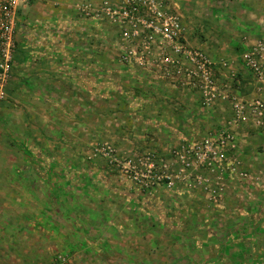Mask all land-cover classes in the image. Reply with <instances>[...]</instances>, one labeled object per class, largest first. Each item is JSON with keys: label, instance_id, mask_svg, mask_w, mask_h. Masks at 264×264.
<instances>
[{"label": "crops", "instance_id": "1", "mask_svg": "<svg viewBox=\"0 0 264 264\" xmlns=\"http://www.w3.org/2000/svg\"><path fill=\"white\" fill-rule=\"evenodd\" d=\"M53 6L54 3L50 0H33L28 5L19 8L14 35L16 54L12 79L6 89V95H8L6 99L7 97L10 100L14 99V101L18 99L20 96L18 91L22 89L23 84H26L27 89H30L28 92L32 101L35 97V89L61 88L63 90L62 97H58L56 101L58 105L57 119L47 115V113L42 118L43 121H57L55 127L47 125L42 128L44 133L47 132L46 137L52 135L57 138V141H53V144L48 145L45 149V151H49L48 155L55 157L54 163L65 164L62 143L70 134L67 133L66 123H64L67 110H70L66 105L72 106V116H79V119L74 121V126L78 121H82V116L85 115L86 111L85 107L87 108L89 123L86 127L90 131L91 137L96 139L95 141L100 136H105V141L113 144L121 153L144 154L150 152L164 158L168 157L166 154L168 150L177 148L182 142L199 141L201 137H204L210 131L209 119L216 120L218 123L230 119L231 111L228 103L217 105L214 114L207 113L196 92L175 90L169 84L154 81L152 77L134 68L118 65L114 73L117 72L122 76V79L120 78L122 81L117 83L122 85L123 90L121 95L106 99V112L103 115L105 116V123L104 128H101L104 131L101 130L102 132L98 134V123L102 115L99 116L97 98L93 97L91 92L89 95L85 93L84 99L81 94L74 98H67L64 91V88L79 91H84L85 88L96 90L97 81L92 79L94 72L96 73V66H90V72H88L90 78L87 76L83 78L79 69L76 70V73H72L75 70H67L63 64L55 66L51 55L56 52L54 42L56 41L60 45V39L65 37L63 29L66 28V18L70 17L74 20L72 24L74 23L75 28L80 26L76 35H79L80 30L93 35V29L88 28L87 25L81 29L84 20L77 17L75 10L67 15L69 10H66L65 6L57 8L53 17ZM257 22H264V18ZM184 25L187 31V40L195 44L197 38L193 37L194 31L187 24L184 23ZM94 36L96 35L94 34ZM192 43L191 45H193ZM199 47L206 49L201 44ZM57 51L60 50L57 49ZM208 54L212 56L221 55L219 52H213V54L208 52ZM227 58L239 60L240 55L232 54ZM233 70L236 73L235 80H229L225 77V73H218L216 70L219 84L221 86L230 84L232 92L238 97H244V99L258 97L264 101V85L261 86V91L257 92L251 74L239 61L235 62ZM73 74L75 76H72ZM47 94L48 96L44 98L45 102L54 103L53 93L47 91ZM6 99L5 101H7ZM4 102L0 104V121H2V117L10 116L7 113L9 111L8 103L5 104ZM26 103V106L32 107L30 106L31 101ZM47 105L51 106V104ZM48 113H50V108H48ZM72 131L76 136V128H73ZM29 136L31 139L32 137L35 139L32 131H30ZM236 136L237 155L243 164V169L251 174L253 180L246 182V184L229 179L224 199L215 206L208 203L197 191H193L185 200L181 198L183 196L181 193L175 191L173 193L176 195H174L166 189L153 196L139 193L131 195L124 192L118 185V182L124 184L125 181L111 172L109 173L110 180L107 179L109 181H106V184L110 185L111 191L116 186L117 190L121 189V192L111 193L109 191L106 196L101 192L88 193L82 196L84 198L74 197V193H76L74 190V193L72 192L70 196H67L63 190L65 183H70L73 186L79 185L78 192H80L83 184L87 183L82 177H74L72 180L70 178L71 183L66 180L64 175L51 176L45 172L41 178L35 179L36 182L33 185L38 184L37 187H32L28 183L26 189L23 188L25 181L16 173V176L14 174L7 176L5 180L0 178V209L7 206L6 204L2 205V202H8L10 208H8L9 212L1 209L0 214L3 212L4 216L7 213L12 217L16 222V234H32L27 245H24V249L30 254V258L27 259L18 255L20 258L17 259L18 263L52 264L54 252H68L66 254L70 253V257L72 255L71 264H92L94 262L101 264H118V262L121 264H144L147 257L142 251L145 250L147 243L140 240V237L138 240H131V233H145L147 230L146 223L143 221L134 225L130 224V221L133 218H138V220L139 218H146V207L158 206L159 202L163 203L168 200L166 196H169L170 200L174 202L183 200L192 207L201 205L206 215L217 213L218 215L258 217L264 212L263 209L261 212L258 211L259 208L255 207L256 204L259 205V203L264 202V191H259L256 188L260 183H264V133L254 130L250 125H241L236 129ZM101 178L102 175L95 176V185H100L97 182ZM256 178L258 179L257 182L254 180ZM245 192L250 194L248 199H245L248 201V205H243L242 194ZM131 197L133 200L136 199L135 202L141 203L138 202V205L134 206L135 209L129 208L130 201H133ZM20 204H22V208L24 206V211H17L21 208ZM98 205L99 207L102 205L100 208L106 209L98 211ZM248 206L249 208H247ZM14 208H17L15 212ZM101 216L105 218L103 223L98 222ZM5 219L9 218H1L0 223L6 222ZM5 229L8 231L7 227ZM99 230H101V235L98 238ZM2 231L4 230L0 227V234ZM12 232L14 233V229L9 231V233ZM13 237L15 235L11 238L8 236L4 242H1L3 237L0 235V262L2 259L4 260V257L13 261L12 257L14 256H12L11 249L19 248L25 243L28 236L17 235V241H12ZM260 248V253L250 254L249 261L236 257L228 260L218 258L217 264H247L248 262V264H264V242ZM36 249L42 250L38 256L34 252ZM151 257V261L156 264L154 255ZM207 262L209 264L215 263L214 261L211 262L210 259H207ZM7 264H9L8 261Z\"/></svg>", "mask_w": 264, "mask_h": 264}, {"label": "rangeland", "instance_id": "2", "mask_svg": "<svg viewBox=\"0 0 264 264\" xmlns=\"http://www.w3.org/2000/svg\"><path fill=\"white\" fill-rule=\"evenodd\" d=\"M102 1L116 4L119 3L120 0H50V2L54 3L53 17L56 14L55 10H57V8L65 6L66 10H69L67 11V15L75 10L77 17L80 19L82 18L76 11L77 8L84 7L85 9H94L98 7ZM163 1L175 8L182 20L186 34L187 31L184 23L194 31L193 37L197 38V41L195 44L190 42V40L188 41L190 44H193V47L200 48L199 44H201L206 47L209 53L213 54V52H219V54H221L212 56L208 54L204 47V49L200 48L204 52L206 51V55L216 66H218L221 61L226 62L228 66H230V70H226L225 72L222 71L229 80L236 79V73L233 70L235 62L239 61L244 67L242 62L244 53L248 52L253 44L264 41V22H257L261 18H264V0ZM72 20L73 19H70V17L65 20L66 28L63 29L65 31V37L60 39V45H58L56 41L54 42L56 52L54 51L55 53L51 54L53 64L55 66L63 64L65 69L75 70L72 73H76V70L79 69L81 70L83 78H86V76L90 78L88 76L90 66H96V73L94 72V77H92L93 80L97 81L96 90L85 88L84 91H79L77 89L64 88V91L66 92L65 96L67 98H74L81 94V97L84 99V94L86 93L89 95V92L92 93L93 97L97 98L99 116L102 115L98 123V134H100L102 132L101 130L104 131V129L101 128H104L105 123V116L103 115H105L106 112V99L121 95L120 93H122L123 90L122 85L120 86L119 83H117L122 81L120 80L122 76L117 72L116 74L114 73L115 68L118 65L134 68L152 77V80L155 81V79L151 73L137 69L133 65L122 64L119 61L121 49L127 50L128 46H124L120 42L118 36L119 29L116 26H111L104 22L95 25L94 23L91 24L89 21L82 19L84 23L81 29H84V26L87 25L88 28L93 29V35L82 30L79 31V35H76L80 26H76L77 28H75L73 26L74 23L72 24L74 20ZM94 34L96 36H94ZM57 49L60 51H57ZM232 54L240 55L239 60L227 58ZM55 68L57 70V67ZM232 75H234V77H230ZM72 76H75V74ZM109 78L111 79L109 80ZM21 88L22 89L18 91L20 96H18V99L15 101L7 97V101L4 103H8L7 107L9 111L7 113L10 114V116H4L2 117V121H0V178H2V180L14 174V176L17 175L25 181L24 189L28 187V183H30L32 187H37L38 184L33 185V183L36 182L35 179L37 177L41 178L46 172L51 176L64 175L66 180L71 183L74 177H82V179L86 180L87 183L85 182L86 184H83L80 192H78L80 188L79 185L73 186L70 183H65L63 190H65L67 196H70L73 190L76 191V193L73 192L74 197H82L88 193L94 194L99 192L106 196L109 191L111 193L121 192L120 188L131 195L140 194L131 183H128L124 179V184H119L118 182L120 187L118 190L115 186V189L111 191L110 185L106 184V181L108 182L110 180L109 173L116 174V172L108 166L106 160L100 154L96 153L95 150H100L104 146H110L117 152L121 159L139 153H121L113 144L105 141V136H100L97 141H95L96 139L91 137L89 134L90 131L87 130L88 127H86L89 123L86 107L84 116L87 117L82 116V121H78L74 126V121L78 120L79 116H72V106L66 105L70 110H67L68 113L64 123H66L67 133L70 134L66 136L65 141L63 140L62 143L64 149L63 161H65V164L54 163L55 157L48 155L49 151H45V149L48 145L51 146L53 141H57V138L52 135L46 137L47 132L44 133L42 128H45L47 125H53L55 127L57 126V121H43L42 118L43 115L47 113V115L57 119L58 105L56 101L58 97H62L63 90L61 88L48 90L35 89V97L32 101L30 100L31 95L28 92L30 89H27L26 84H23ZM256 89L257 92H259L262 88L256 85ZM47 91L53 93L52 97L55 100L54 103L45 102L44 98L48 96ZM230 95H234L232 90L230 91ZM28 100L32 102L30 105L32 107H29V105L26 106V102H29ZM47 104H51V106ZM48 108H50V113H48ZM216 109L217 105L205 110L207 113L214 114ZM208 118H210L209 115ZM209 121L210 131H208L206 135L216 130L220 123H224V121L218 123L216 120L214 121L211 119H209ZM73 128H76V136L73 134ZM30 131L34 133L35 139L33 137L31 139L29 136ZM204 137H201L199 140ZM171 151L172 149L167 151L166 154L168 157H162L164 160L168 159L165 161H170ZM62 165L65 167L63 168ZM101 175L102 178L97 182L100 185H95V176ZM116 175L118 178L120 177L118 174ZM103 177L105 178L103 179ZM127 185H129V187H127ZM256 188H258L259 191H264V183H260ZM161 190H164V188L162 189L160 186L154 194H159ZM176 192L181 193V195H183L181 198L185 200L193 191H186L179 185V189ZM171 193L176 195L173 192ZM201 195L208 202L202 193ZM242 195L244 198L243 205H248V201H245V199H248L250 194L245 192ZM166 199L168 200L163 203L159 202L158 206L152 208H150V206L148 208L146 207V218H139V220L138 218H133L130 221V224L134 225H138L143 221L146 223L145 227L147 230L145 233H131V240H138L140 237V240H144L147 243L145 250L142 251L141 249L145 257H147L145 260L146 263L144 264H155L151 261L152 255H154V259H156V264H209L208 262L206 263L207 259H210L211 262L214 261L215 263L213 264H217L218 258L228 260L236 257L249 261L250 254L253 255L261 252L260 247L263 246L264 242V212L261 211V209L264 210V202L259 203V205L256 204L255 207L257 209L259 208L258 211L263 213L254 218L240 215H218L217 213L206 215L201 205L192 207L183 200L174 202L170 200L169 196H166ZM131 200H133L132 197ZM135 200L130 201V209H135L136 207L134 206L138 205L137 203L139 201L135 202ZM1 204H6L7 206L1 207V209L8 210L9 212L10 208L8 202H2ZM139 204L141 203L139 202ZM212 205L215 206L216 204ZM101 206L102 205H100V207ZM20 207L21 208L17 211H24V206L22 208V204H20ZM100 207L98 205V211L106 209ZM247 208H249V206ZM16 209L17 208L13 209L14 212ZM4 217H8L9 219H5L6 222L0 223V227L4 230L0 234L3 237V241L1 240V242H4L8 236L11 238L13 235H15V237L12 238V241H17V235L28 237H26L25 243L19 248L11 249L12 256H14L12 257L13 261L4 257V260L2 259L0 263L7 264L8 261L9 264H19V256L23 258L26 257L27 259L30 258V254L24 249V245H27L32 234H16V222L9 214L6 213L4 216L3 212H1L0 220ZM104 220L105 218L101 216L98 222L103 223ZM6 227L8 231H6ZM12 229H14V233H9ZM100 235L101 230H99V234L97 235L98 238ZM34 252L36 256H38L42 253V250L36 249ZM11 253L9 254L11 255ZM66 253L68 252H54L52 260H54L57 255ZM92 264L101 263L94 262ZM118 264H121V262H118Z\"/></svg>", "mask_w": 264, "mask_h": 264}, {"label": "built area", "instance_id": "3", "mask_svg": "<svg viewBox=\"0 0 264 264\" xmlns=\"http://www.w3.org/2000/svg\"><path fill=\"white\" fill-rule=\"evenodd\" d=\"M31 1L0 0V104L12 79L18 11ZM76 11L86 21L119 29L120 42L128 46L121 49L122 64L149 72L156 81L175 90L196 92L205 109L221 103L230 106V119L199 141L182 142L171 151L170 161L150 152L121 159L110 146L95 150L116 174L143 195H153L160 186L175 192L180 185L186 191H199L214 205L224 199L229 179L241 183L253 180L237 155L236 129L250 125L264 133V101L230 95V84H219L216 70H230V66L224 61L216 66L202 49L188 42L173 6L163 0H120L116 4L102 1L94 9ZM242 62L255 84L264 85V41L253 44ZM52 264H71V257L59 254Z\"/></svg>", "mask_w": 264, "mask_h": 264}, {"label": "trees", "instance_id": "4", "mask_svg": "<svg viewBox=\"0 0 264 264\" xmlns=\"http://www.w3.org/2000/svg\"><path fill=\"white\" fill-rule=\"evenodd\" d=\"M132 190V189H131Z\"/></svg>", "mask_w": 264, "mask_h": 264}]
</instances>
